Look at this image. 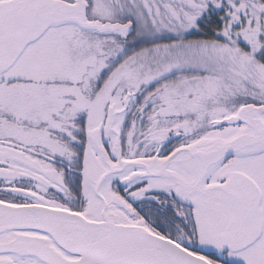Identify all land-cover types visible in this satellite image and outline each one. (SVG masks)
I'll return each instance as SVG.
<instances>
[{
  "label": "rangeland",
  "instance_id": "rangeland-1",
  "mask_svg": "<svg viewBox=\"0 0 264 264\" xmlns=\"http://www.w3.org/2000/svg\"><path fill=\"white\" fill-rule=\"evenodd\" d=\"M21 1L26 0H0V14ZM44 2L72 7L84 2L88 9L23 33L29 43L17 51L26 48L12 67L0 57V162L5 164L0 201L88 215L95 201L93 180L114 167L103 188L137 225L147 224L214 264H264V236L241 252L227 249L238 244L242 222L233 206L237 199L218 191L223 187L190 202L201 243L194 210L181 208L171 196L149 195V187L137 186L141 180L121 189L124 178L158 168L150 158L169 139L190 149L229 142L245 127L222 122L251 107L259 109L264 125V66L259 63L264 38H243L242 52L236 38L226 35L189 40L171 30L169 0ZM164 39L174 40L142 47ZM154 81L159 86L146 84ZM196 174L186 167L190 179ZM246 176L262 191L264 222V152L226 161L211 183L227 177V187L234 189V181L249 182Z\"/></svg>",
  "mask_w": 264,
  "mask_h": 264
},
{
  "label": "water",
  "instance_id": "water-1",
  "mask_svg": "<svg viewBox=\"0 0 264 264\" xmlns=\"http://www.w3.org/2000/svg\"><path fill=\"white\" fill-rule=\"evenodd\" d=\"M84 6L88 9L84 2L74 7L63 2L46 4L44 0H26L12 4L7 12L0 14V57L7 58L6 65L12 67L26 48L17 51L29 43L23 33L37 31L42 24L55 19L54 17L63 22L68 14H75ZM48 9L52 11L45 14ZM77 23L82 25L81 20ZM89 28L95 27L89 25ZM149 107L150 105L146 108ZM257 110L259 109L255 107L243 109L238 116L221 124L223 127L245 124L244 115L248 112L257 120L258 130L253 131L254 133L246 130L229 142L217 141L205 149L194 148L190 151H197H194L195 157L198 156L207 164V172L209 165L218 166L230 156L264 152V125ZM125 165L138 167L135 162H126ZM110 169L115 171L114 167ZM92 170L95 172L93 168ZM111 170L101 175L102 177L99 176L100 178H90L95 183V201L90 214L86 216L41 205L13 207L6 205V202L0 203V264L18 263L4 258L6 256L22 260L35 259L42 264H212L171 239L147 230L144 224L127 226L121 224L118 217L109 215V207L114 202L109 200L103 187L113 174ZM142 177L149 176H134L126 186ZM241 189L238 187V191L232 193V198L237 199L233 202L237 219L242 222V229L238 233L239 242L226 246L234 253L254 245L264 229L259 208L262 197L258 199L257 186L250 184L251 195L241 192Z\"/></svg>",
  "mask_w": 264,
  "mask_h": 264
},
{
  "label": "flooded vegetation",
  "instance_id": "flooded-vegetation-1",
  "mask_svg": "<svg viewBox=\"0 0 264 264\" xmlns=\"http://www.w3.org/2000/svg\"><path fill=\"white\" fill-rule=\"evenodd\" d=\"M168 5L170 9H167L166 12L167 19H171L169 21V26L172 27V31L183 32V35L192 37L193 35L202 34L204 33V31H209L211 29L210 27L212 26L217 29H214L213 31L215 35H226L230 38H236L234 43L238 44L241 52L242 50H244L243 48H245V42H243V38H252L253 35L264 38V0H169ZM174 19L178 22L173 21ZM260 53L262 54V60L259 61V63L264 66V51ZM258 60H260V54L258 55ZM244 119L246 120L245 124H241V126L245 127L244 131L248 130L254 133L253 131L258 130L257 120L254 119L252 115L246 112L244 115ZM169 140H167L162 146H160L155 155L150 158L155 160L156 163H159L158 168L152 170L143 169L142 172H137L130 177L124 178L122 181L127 183L134 176H149L148 178H139V180L143 181L144 183L140 182L137 186L143 185L145 188L149 187V195L156 194L157 196H171L179 203V206L181 208L183 207L194 210V212L196 213V224L198 225V240L201 243L197 210L196 207L194 205H191L190 203L195 202L196 198L194 199V197L201 195L202 200L207 199L206 193L210 191V189H215L217 187H223V189L218 191L225 195L236 193L238 191V187L242 188L240 190L241 192L251 195L252 189H250V184L255 183L252 179L246 176L248 178L247 180H250L249 182H247L249 184H244V182H240V184H238L239 181H234V189H229L230 187H227V181L229 180L227 177L230 175H228L226 179H221L220 181H218L220 183H211V177L218 170L223 168V166L226 164V161H229L234 157L237 158V156H230L227 160H225L224 163L218 166H216L215 164L209 165V169L207 172V170H205L207 164L205 165V163L198 156V158L195 157L197 151L193 150V152L190 153V151L192 150L189 148L190 146L186 145L179 147L180 143L177 142V140H171L172 142ZM187 156L190 158L189 162L186 159ZM196 158L198 160H196ZM197 161L200 162L197 163ZM64 166L67 165L64 164ZM188 166H190L192 175L197 172L196 176L193 179H190L185 175L186 167ZM0 167H5V164L0 162ZM68 168V172L71 175L72 169L70 167H67L66 169ZM81 173L83 174L84 170ZM196 177L200 178L199 181L197 183H190L191 181H194ZM217 180L219 179H216V181ZM133 183L124 186L121 189L124 190L126 187L132 186ZM257 190L259 192L258 199L260 198V196L262 197V202L259 208L260 214L263 219V195L262 191L258 187ZM191 191L194 193H192ZM122 192L120 191V194ZM30 205L47 206L44 204ZM246 233L248 234L249 232L246 231ZM263 236L264 229L263 231L261 230V235L260 237H258L259 240H257L255 244H257L263 238Z\"/></svg>",
  "mask_w": 264,
  "mask_h": 264
},
{
  "label": "bare ground",
  "instance_id": "bare-ground-1",
  "mask_svg": "<svg viewBox=\"0 0 264 264\" xmlns=\"http://www.w3.org/2000/svg\"><path fill=\"white\" fill-rule=\"evenodd\" d=\"M0 203H3V202H0ZM5 204L6 205L13 206V207H18V205L7 204V203H5ZM108 212H109L108 213L109 215L118 217V219H119V221H120L121 224H124V225H127V226H137V224H138L136 220H134L133 218L130 217V215L128 214V212L126 211V209L124 207L118 205V204L112 203L110 205V207H109ZM81 215L82 216H86L83 213ZM144 227L147 230H151L147 226V224H144ZM34 235L37 236L39 234H34ZM4 258L18 261L17 264H42V263H40L39 261H37L35 259L22 260V259H19V258L17 259L16 257H12V256H6ZM212 264H214V263H212Z\"/></svg>",
  "mask_w": 264,
  "mask_h": 264
},
{
  "label": "trees",
  "instance_id": "trees-1",
  "mask_svg": "<svg viewBox=\"0 0 264 264\" xmlns=\"http://www.w3.org/2000/svg\"><path fill=\"white\" fill-rule=\"evenodd\" d=\"M211 29L209 31H204V33L202 34H198V35H193L192 37L189 36L188 39L189 40H193V41H201V40H204V41H211L212 39L215 40V33H213L214 29L217 30L216 28L214 27H210ZM213 29V30H212ZM174 40V39H173ZM172 39L171 40H167V39H164V40H158V41H154V42H150V43H147L145 45H142L143 48H148V47H151V46H154V45H159V44H166V43H169V42H172L173 41ZM141 46V45H140ZM162 83V82H160ZM156 86H159V84H156ZM155 86V87H156ZM159 234H161V232H157Z\"/></svg>",
  "mask_w": 264,
  "mask_h": 264
},
{
  "label": "crops",
  "instance_id": "crops-1",
  "mask_svg": "<svg viewBox=\"0 0 264 264\" xmlns=\"http://www.w3.org/2000/svg\"><path fill=\"white\" fill-rule=\"evenodd\" d=\"M163 68H164V66H163ZM163 75H164V74H163ZM150 78H151V77H150ZM147 79H149V78H147ZM152 79H153V78H152ZM152 79H149V80H152ZM149 82H150V81H149ZM155 82H156V81H154L152 85H150L151 83H146V84H149V87L152 88V87H154L153 85L157 83V82H156V83H155Z\"/></svg>",
  "mask_w": 264,
  "mask_h": 264
}]
</instances>
